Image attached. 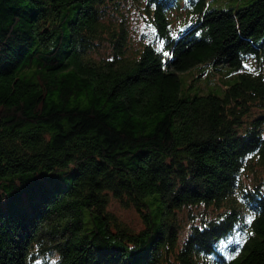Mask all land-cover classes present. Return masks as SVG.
I'll return each mask as SVG.
<instances>
[{
  "label": "trees",
  "instance_id": "16d2710c",
  "mask_svg": "<svg viewBox=\"0 0 264 264\" xmlns=\"http://www.w3.org/2000/svg\"><path fill=\"white\" fill-rule=\"evenodd\" d=\"M209 1L0 0V264H264V0Z\"/></svg>",
  "mask_w": 264,
  "mask_h": 264
},
{
  "label": "rangeland",
  "instance_id": "374dc122",
  "mask_svg": "<svg viewBox=\"0 0 264 264\" xmlns=\"http://www.w3.org/2000/svg\"><path fill=\"white\" fill-rule=\"evenodd\" d=\"M241 0H211L208 3L209 8H236L240 5ZM127 5V1L125 3ZM175 15L176 12H173ZM128 15V14H127ZM138 11H133L131 13L130 22H129V35L132 43L141 41H154L155 36L152 28L150 26L145 25L139 18L137 17ZM247 68L252 67V61L247 62ZM202 70L203 73L199 74ZM236 72V71H235ZM237 74V73H236ZM191 75L196 76V84L194 87L196 89H203L205 91H214L218 92L224 89L227 86V78L225 77V72L223 70H212L211 68H193L191 70ZM221 92V91H220ZM255 114L262 113L264 114V108L254 109ZM108 208L115 214V216L120 219L122 222L126 223L133 229H139L143 226L141 217L139 213L133 207H124L122 206L116 199L110 198ZM198 209L194 208L193 211L196 212ZM199 219V216L195 217V222ZM240 240V234L238 231H235L231 236H228L226 239H223L219 242L220 247H227L229 245H237L236 243ZM236 242V243H235ZM38 262H40L38 260ZM43 264V263H41Z\"/></svg>",
  "mask_w": 264,
  "mask_h": 264
},
{
  "label": "snow or ice",
  "instance_id": "6c2138e0",
  "mask_svg": "<svg viewBox=\"0 0 264 264\" xmlns=\"http://www.w3.org/2000/svg\"><path fill=\"white\" fill-rule=\"evenodd\" d=\"M160 43H161V45H163L164 42L161 41ZM164 55H168V53L165 52ZM252 219H253V217L250 216V217L248 218V221H247V222L250 224L251 221H252ZM240 243L242 244V243H243V240H241ZM229 258L231 259V257H229Z\"/></svg>",
  "mask_w": 264,
  "mask_h": 264
},
{
  "label": "water",
  "instance_id": "95a60500",
  "mask_svg": "<svg viewBox=\"0 0 264 264\" xmlns=\"http://www.w3.org/2000/svg\"><path fill=\"white\" fill-rule=\"evenodd\" d=\"M182 28H186V26H183Z\"/></svg>",
  "mask_w": 264,
  "mask_h": 264
}]
</instances>
